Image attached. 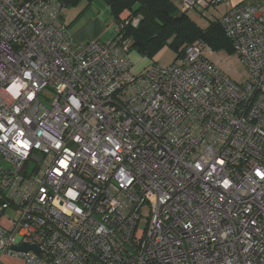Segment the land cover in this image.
<instances>
[{"label": "built area", "instance_id": "1", "mask_svg": "<svg viewBox=\"0 0 264 264\" xmlns=\"http://www.w3.org/2000/svg\"><path fill=\"white\" fill-rule=\"evenodd\" d=\"M66 11L61 0H0V253L23 264H264V6L240 2L219 19L242 82L203 39L133 74L129 39L77 45Z\"/></svg>", "mask_w": 264, "mask_h": 264}, {"label": "trees", "instance_id": "2", "mask_svg": "<svg viewBox=\"0 0 264 264\" xmlns=\"http://www.w3.org/2000/svg\"><path fill=\"white\" fill-rule=\"evenodd\" d=\"M61 1L68 8L83 0ZM84 1L89 5L93 0ZM104 1L110 7L113 20L119 25V35L129 39L131 50L137 49L146 56H154L165 46L178 50L179 56L188 44L197 39L206 41L214 51L226 48L231 54L234 53L219 20L211 21L204 28L190 17L189 11H183L173 0ZM126 11L128 16L124 18L122 14Z\"/></svg>", "mask_w": 264, "mask_h": 264}, {"label": "crops", "instance_id": "3", "mask_svg": "<svg viewBox=\"0 0 264 264\" xmlns=\"http://www.w3.org/2000/svg\"><path fill=\"white\" fill-rule=\"evenodd\" d=\"M173 1L178 6L182 2V0ZM207 1L209 5L197 7L189 11L190 17L204 28H206L211 21H218L231 6L239 4L240 2L247 1L264 6V0H226L218 4H214L211 2L212 0ZM82 5L80 4L74 8V10H72L73 12L67 13L66 11L64 15V22L67 26L69 35L77 45H82L90 40L104 42L116 36L117 23L113 20L114 27L109 30L108 25L111 23L113 17L110 7L104 0H93L89 5L85 6V8L81 7ZM214 13H217L218 16H214ZM127 15L128 12L126 11L122 14V17H127ZM85 17H87L86 20L82 21ZM5 255L6 254L0 253V264H20V261Z\"/></svg>", "mask_w": 264, "mask_h": 264}, {"label": "rangeland", "instance_id": "4", "mask_svg": "<svg viewBox=\"0 0 264 264\" xmlns=\"http://www.w3.org/2000/svg\"><path fill=\"white\" fill-rule=\"evenodd\" d=\"M83 7L87 6L86 1H82L80 3ZM80 4L69 6L67 8L68 12H73L74 8L79 6ZM79 7V8H81ZM71 10V11H70ZM211 13V12H208ZM128 16V15H127ZM214 16H218L217 13H214ZM87 17L82 19V21H85ZM207 23V22H205ZM114 27L113 19L111 20V23L108 25L109 30H111ZM179 52L173 47L165 46L160 51H158L154 56H146L142 53H140L137 49H132L129 53V58L131 60V72L133 74L139 75L143 72H145L148 68L151 66H154L156 64L167 66L170 65L175 61L177 58ZM208 56L218 64V66L225 72L227 75L238 82H242L245 77V67L241 63V61L238 59V57L234 54H231L228 49L221 48L217 50L216 52H207ZM49 103V101H46ZM8 214L12 213V211H8ZM14 213V212H13ZM144 217L142 218L140 222V228H145L147 223V217L149 215L148 210L144 208L143 210ZM5 256L11 257L17 261H20V264H23V260L21 258L11 256L6 254Z\"/></svg>", "mask_w": 264, "mask_h": 264}, {"label": "water", "instance_id": "5", "mask_svg": "<svg viewBox=\"0 0 264 264\" xmlns=\"http://www.w3.org/2000/svg\"><path fill=\"white\" fill-rule=\"evenodd\" d=\"M16 249L24 250V251L33 249L35 251H38V249L35 245H29V244H23L21 246L16 247Z\"/></svg>", "mask_w": 264, "mask_h": 264}]
</instances>
